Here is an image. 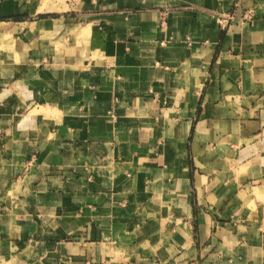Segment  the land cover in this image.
Masks as SVG:
<instances>
[{
	"label": "crops",
	"instance_id": "0c3cea01",
	"mask_svg": "<svg viewBox=\"0 0 264 264\" xmlns=\"http://www.w3.org/2000/svg\"><path fill=\"white\" fill-rule=\"evenodd\" d=\"M0 264H264V0H0Z\"/></svg>",
	"mask_w": 264,
	"mask_h": 264
},
{
	"label": "built area",
	"instance_id": "2783aa9c",
	"mask_svg": "<svg viewBox=\"0 0 264 264\" xmlns=\"http://www.w3.org/2000/svg\"><path fill=\"white\" fill-rule=\"evenodd\" d=\"M231 18V17H230Z\"/></svg>",
	"mask_w": 264,
	"mask_h": 264
}]
</instances>
